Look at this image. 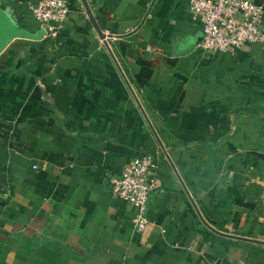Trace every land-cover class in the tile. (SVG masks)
Segmentation results:
<instances>
[{"label": "crops", "instance_id": "obj_1", "mask_svg": "<svg viewBox=\"0 0 264 264\" xmlns=\"http://www.w3.org/2000/svg\"><path fill=\"white\" fill-rule=\"evenodd\" d=\"M67 2L0 51V264H264V43L199 48L188 0ZM150 150L138 230L107 176Z\"/></svg>", "mask_w": 264, "mask_h": 264}, {"label": "built area", "instance_id": "obj_2", "mask_svg": "<svg viewBox=\"0 0 264 264\" xmlns=\"http://www.w3.org/2000/svg\"><path fill=\"white\" fill-rule=\"evenodd\" d=\"M188 9L200 20L202 35L197 46L203 50L233 51L245 42L264 43V5L254 0H188ZM32 15L48 37H55L64 20L67 0H34ZM107 33L102 38L107 42ZM159 151L150 150L132 157L121 172L107 176L112 195L136 208L134 224L142 230L149 222L147 208L150 195L160 186Z\"/></svg>", "mask_w": 264, "mask_h": 264}, {"label": "water", "instance_id": "obj_3", "mask_svg": "<svg viewBox=\"0 0 264 264\" xmlns=\"http://www.w3.org/2000/svg\"><path fill=\"white\" fill-rule=\"evenodd\" d=\"M87 12L90 15V18L94 20L93 16L90 14L89 8H87ZM96 28L100 36L103 38L105 33L101 31L99 26L95 23ZM44 34V29L39 28L36 31H28L23 28L13 27L11 25H7L3 22V17L0 14V51L15 37H29V38H40Z\"/></svg>", "mask_w": 264, "mask_h": 264}]
</instances>
